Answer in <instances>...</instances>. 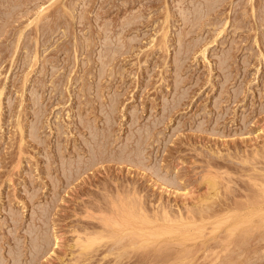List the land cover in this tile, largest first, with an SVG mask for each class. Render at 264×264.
I'll return each mask as SVG.
<instances>
[{"label": "rangeland", "instance_id": "rangeland-1", "mask_svg": "<svg viewBox=\"0 0 264 264\" xmlns=\"http://www.w3.org/2000/svg\"><path fill=\"white\" fill-rule=\"evenodd\" d=\"M263 185L264 0H0V264H264Z\"/></svg>", "mask_w": 264, "mask_h": 264}, {"label": "bare ground", "instance_id": "bare-ground-1", "mask_svg": "<svg viewBox=\"0 0 264 264\" xmlns=\"http://www.w3.org/2000/svg\"><path fill=\"white\" fill-rule=\"evenodd\" d=\"M50 1H51V0H50ZM43 22H44V21H43ZM47 25H48V24H47ZM47 28H48V27H47ZM51 31H52V30H51ZM248 160H249V159H248ZM248 160H247V161H248ZM251 160H252V159H251ZM206 182H207V181H206ZM208 182H209L210 184H212L213 187H215V189L217 188L218 185H217V182H216V181H214V180H212V179H208ZM263 186H264V185H263ZM216 190H218V189H216ZM261 190H263V189L261 188ZM217 192L219 193V190H218ZM220 192H221V191H220ZM261 194H262V193H261ZM215 195H216V194H215ZM258 195H259V194H258ZM213 196H214V195H213ZM216 196H217V195H216ZM261 196H263V195H261ZM131 197H132V196H130L129 198H131ZM214 197H215V196H214ZM257 197H258V196H257ZM257 197H256V198H257ZM263 197H264V196H263ZM120 198H121V197H120ZM123 198H124L123 200L121 199L122 201L119 200V201H121V203H120L121 205L117 203V205H120V207L117 206V205L115 204V207L117 206V208H116L115 210H116V211L118 210L117 215L119 214V211H120V213H121L122 215L127 216L129 219L134 218L135 216H136L135 218H136L137 220H140L142 217H145V219H149V218H148L149 216H147L148 214H147L146 209L143 207L144 210H145L146 212L144 211V212L142 213V211H143V210H142V207H141V208L139 207V206H141V205L144 206L143 203H142V201H140V204H139V203H138V200H137V197H135V200H137V203H138V204L136 205V202H135V201H134V203H133V200H134V198H133L130 202L133 203L134 205L132 204L133 206H132V205L130 206V205H128V202H127V203L125 202V201H126L125 198H127V197H123ZM211 198H212V197H211ZM256 198H255V199H256ZM255 199H254V200H255ZM116 200H117V199H116ZM129 200H130V199H128V201H129ZM113 201H114V200H113ZM256 201H257V199H256ZM116 202H117V201H116ZM130 202H129V204H130ZM108 203H109V202H108ZM141 203H142V204H141ZM249 203H250V202H249ZM111 204L114 206L113 203H111ZM135 205H136V206H135ZM137 206H138V207H137ZM207 206H208V205H207ZM207 206H202V209H201V210H203V208H205V207L208 208L210 205H209L208 207H207ZM211 206H212V205H211ZM118 207H119V208H118ZM199 207H200V206H199ZM135 208H138V209H135ZM206 208H205V210H206ZM119 209H120V210H119ZM139 209H140V212H139ZM113 210H114V209H113ZM115 210H114V211H115ZM116 211H115V212H116ZM135 211H136V213H135ZM137 211H138V212H137ZM167 212H168V211H167ZM167 212L164 211V214L162 215V218H163V216H164V219H163L164 221H166V220H170V218H172V217L169 215V213H168L169 216L166 214ZM113 213H114V212H113ZM137 213H140V214H137ZM135 214H137V215H135ZM113 215H114V214H113ZM113 215H112L111 218H107V216H105V215L103 216V217H105V218L102 217V218L104 219V220H102V221H103V222L106 221V225H107V226H108V224L111 225V226H110L111 229H109L110 231L107 229L108 232L106 231V232H107L106 234L103 233L105 230H101V231H103V232L98 231V235H96V231H94V232H95V235L92 234V233H94V232H92V233H88L89 236H88V235H85L87 238L85 237L86 239H85V240H82L81 243H80V246H81V248H82L83 251H85V252H87V253H89V252L92 251V253H93V249H96V248H97V245H99V240L102 239V240H100V243L103 241V239L106 240V237H109V235H108L109 233H110V235H113V236L109 237L110 239L115 238L114 234H117V233H112L111 230H112V228H113V229L115 228L114 226H116L117 223L120 224V223H119L120 221H118V220H120V219H119L117 216L114 217ZM130 215H132V217H130ZM157 215H160V213H159V214H156L155 216H157ZM193 215H194V214H193ZM188 216H189V215H188ZM160 217H161V215H160ZM169 217H170V218H169ZM114 218H116V219L113 220ZM117 218H118V220H117ZM135 218H134V220L136 221ZM138 218H139V219H138ZM158 218H159V216H158ZM173 218H174V217H173ZM189 218H191V217H189ZM189 218H187V219H189ZM192 218H193V217H192ZM194 218H195V217H194ZM142 219H143V218H142ZM165 219H166V220H165ZM111 220H112V221H111ZM152 220H153V219H152ZM158 220H160V219H158ZM190 220H191V219H190ZM132 221H133V219H132ZM170 221H171V220H170ZM188 221H189V220H188ZM191 221H192V220H191ZM116 222H117V223H116ZM147 222H148V221H147ZM167 222H169V221H167ZM114 224H115V225H114ZM112 225H113V226H112ZM119 227H121V225H120ZM117 228H118V227L116 226V229H117ZM105 229H106V228H105ZM126 230H127V231H126ZM126 230H123V231H124V232H125V231L128 232V233H126V236H127V237H128V236L131 237V238H130V237L127 238V241H128V240H131V241H132V242L128 241V242L130 243V245H129V244H126V241H125V242L123 241V243H124L125 245H124V244H121L122 241L119 240V239L117 240L118 242L116 241V244H117V243H120V244L122 245V246H121L122 249H123V246L126 247V248H124V249H126V251H127V249H128L129 247L135 248V250H136V249L141 250L142 248H145L144 244H145V242H147V240L144 241V240L142 239V237H141V236H142V235H141V232H138V231L136 232V231H134V230L132 231L131 229H126ZM128 230H129V231H128ZM112 231H113V230H112ZM117 231H118V230H117ZM114 232H115V229H114ZM120 233H122V232H120ZM91 234L94 235V236H92ZM102 234H103V235H102ZM104 234H105V235H108V236H105ZM124 234H125V233H124ZM101 235H102V236H105V238H104V237H101ZM117 235H118V234H117ZM117 235H116V236H117ZM144 235H145V234H144ZM122 236H123V235H122ZM126 236L124 235L125 238L123 237L125 240H126ZM99 237H100V238H99ZM140 237H141V239H142V240H141V243H142L143 246H144V247L141 246L142 248L140 247V245H138V244H141V243L139 242L140 240L137 242V243H138L137 246H139L140 248L137 247L136 244H135V243H136V242H135V241H136V238H137V239H138V238L140 239ZM98 238H99V240H98ZM107 239H108V238H107ZM110 239H108V240H110ZM120 239H122L121 236H120ZM114 240H115V239H114ZM150 241H151V240H150ZM97 242H98V244H97ZM128 242H127V243H128ZM143 242H144V243H143ZM116 244H115V245H116ZM132 244H133V245H132ZM94 245H95V246H94ZM126 245H127V246H126ZM131 245H132V246H131ZM113 246H114V245H113ZM128 246H129V247H128ZM134 246H136L137 248L134 247ZM93 247H94V248H93ZM92 248H93V249H92ZM112 248H114V247H112ZM89 250H90V251H89ZM97 250H98V248H97ZM97 250H95V252H96ZM117 250H120V251H121V249H117ZM109 251H110V250H109ZM111 251H112V250H111ZM120 251H119L118 253H120ZM123 251H124V250H123ZM112 252H113V251H112ZM124 252H125V251H124ZM81 253H82V252H81ZM118 253H115V254H118ZM125 253H126V252H125ZM125 253H123V254L121 253V254H119V256L122 255V257H123V255L125 256ZM83 254H84V253H83ZM127 254H128V253H127ZM91 256H92V255H91ZM119 256H118V257H119ZM81 257H82V256H81ZM116 257H117V256H116ZM115 259H116V258H115ZM118 259H120V258H118ZM182 262H183V261H182ZM173 264H174V263H173ZM181 264H182V263H181Z\"/></svg>", "mask_w": 264, "mask_h": 264}]
</instances>
